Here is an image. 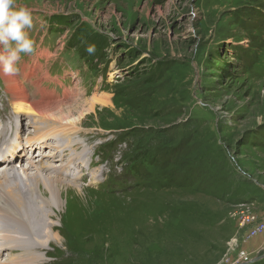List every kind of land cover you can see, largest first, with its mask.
I'll return each mask as SVG.
<instances>
[{"label":"rangeland","instance_id":"rangeland-1","mask_svg":"<svg viewBox=\"0 0 264 264\" xmlns=\"http://www.w3.org/2000/svg\"><path fill=\"white\" fill-rule=\"evenodd\" d=\"M15 3L32 8L35 18L32 27L25 31L39 42L41 53L30 56V62L49 59L45 61L49 70L61 61L60 52L67 46L75 47L69 49L73 53L78 51L70 38L72 32L88 27L89 23L94 26V32L102 37L98 40L103 50L96 57L100 73L91 77L92 65L86 56L84 66L92 81L93 96H107V102H98L92 111L88 112L85 105L91 103L78 108L86 113L81 119L82 131L71 138L75 145H70L64 134H57L55 154L63 153L66 163L71 159L79 166L75 178L63 179L79 183L85 194L81 196L75 186L56 182L64 200V210H57L60 215L56 211L50 214L56 221L57 237H53L46 250L39 247L30 250L22 263L232 264L237 261L239 251L244 250L249 260L261 256L260 264H264V232L248 237L250 225H241L242 217L248 214L264 222L258 213L262 203L260 212L264 216V77H258L254 71L264 70V0H15ZM52 15L56 21L60 16L68 18L72 24L58 26ZM75 42L81 48L87 47L86 41L75 39ZM92 52L90 47L89 53ZM79 76L86 79L83 71ZM0 77L4 90L1 101L11 85L2 73ZM118 77L127 96L116 102L106 85L117 83ZM20 79L29 99L40 102L42 98L30 97L31 84ZM37 82L32 83L35 88ZM51 86L60 93L71 91L66 85ZM80 87L85 88L82 84ZM10 92L25 137L32 133L30 127L44 121L34 117L29 126H24L26 117L32 116L27 106L18 103L13 91ZM131 93L138 98L145 95L138 107L130 102ZM56 101L68 99L52 102ZM137 122L149 125L147 136H142L144 142H149L145 146L149 144L163 153L173 150L176 154L184 144L170 166L175 171L173 176L180 174L182 178L176 177L168 190L156 189L163 178L159 184L153 181L146 187H134L141 172L137 165L140 161L130 166L125 161L126 152L134 149L129 155H136L141 133L133 130L134 137L128 138L122 134L133 129ZM13 130L21 131L15 126H4L1 137ZM109 141L114 145H109ZM76 147L79 154L72 155ZM141 147L143 156L144 146ZM82 152H85L84 165ZM26 156L20 159L23 161ZM41 157L34 165L42 170L32 168L27 160L13 164L17 163L19 169H30L31 175L36 172L55 175V164L49 156ZM154 157L153 162L143 167L160 168L162 165ZM91 161L97 164L93 171H88ZM74 165L69 163L68 167L77 168ZM190 166L193 169L190 174L179 173ZM0 170L2 173L1 167ZM6 170L5 177L0 175L1 179L9 177L1 180L8 182L3 186L17 181L9 176L13 171ZM98 172L102 176L96 179L94 174ZM112 181L126 184L120 187ZM41 184L39 191L27 190L28 201L35 199L36 205L42 204L45 192ZM99 186L102 187L96 188ZM44 211L50 213L51 208ZM7 215L13 217L15 212ZM235 240L240 244L233 250ZM21 253V249L15 251V255ZM11 255L10 249L4 250L0 264H8Z\"/></svg>","mask_w":264,"mask_h":264},{"label":"bare ground","instance_id":"bare-ground-1","mask_svg":"<svg viewBox=\"0 0 264 264\" xmlns=\"http://www.w3.org/2000/svg\"><path fill=\"white\" fill-rule=\"evenodd\" d=\"M0 72L6 77L8 83L11 85L9 87V92L11 90L13 91L18 103L27 106L28 113L31 116L40 118L44 121L42 124L34 126L33 128L35 129V132H32L31 134L28 133L26 139H23L24 135L20 130H16L19 141L14 143L12 148L5 150L0 154V167L3 169V172L0 175L5 177V175L8 174L6 169H10L13 171L14 177L17 179L15 183H9V186H3L8 185V182L1 180H8L9 177L6 179H1L0 177V220L4 223V228L0 232V254L6 249H10L12 258H10L11 261L8 264H23L24 262L22 263V261L26 253L30 250H35L34 248L36 247L46 250L47 247L50 246L53 237H57V234L55 233L56 221H54L53 216L50 214L52 211L57 212V210L62 212L64 210V200L59 192V187H56V182L60 181L64 184L75 186L81 196H84L85 194L79 183H72L63 179L75 178L79 166L78 163L71 159L66 163L63 153L62 155L55 154L57 134H64L65 138L69 141V144L75 145L71 142V138L82 131L81 119L85 112V110L78 111V108L84 103H91L85 105L88 106V112L92 111L96 108L95 106H97L96 104L98 102H107V96L104 94H95L91 98L88 97L81 100H74L71 98L68 101L52 102L53 99L55 100L57 98H54L52 96L53 94H49L46 89L41 90L43 84L38 81L35 85L36 88L41 91L42 99L40 102L32 101L29 99L23 81L20 80L18 76L5 75L2 67ZM27 77H31V75H27ZM33 82L34 80L32 83ZM14 131L15 130L4 134L1 139L11 140ZM25 140L27 141L26 145L23 143ZM38 145V149L47 152L45 154L41 153V156H49L50 160L55 164L53 168L54 174L61 177H56L53 174L41 175L40 172H36V174L33 175L30 174L29 176L27 169H18L15 165L16 163L13 164V162L16 161H22V159H20L22 158V155H27V153H22L23 151L26 152L29 149H37ZM78 148L79 147H76V149L73 150L72 155L79 154L76 151ZM69 163H74L77 168H69ZM30 164L31 167L36 166L32 160L30 161ZM10 165H12L11 168H9ZM36 168L39 170L41 169L38 166H36ZM94 175L96 176V179H98L99 176H102L99 172ZM39 183H43L45 192H42V204L38 202V205H36L35 203L37 200L32 198L31 201H28L27 197L30 196L27 195V190H32L33 192L39 191ZM43 186L41 184V188ZM44 208H51L50 213L45 212ZM11 211H14L15 215L10 218L9 221H4L3 216ZM23 211L31 214V217H29L27 213H23ZM57 214L60 215L58 212ZM45 217L50 222H48ZM17 249H21L22 253L15 255Z\"/></svg>","mask_w":264,"mask_h":264},{"label":"trees","instance_id":"trees-1","mask_svg":"<svg viewBox=\"0 0 264 264\" xmlns=\"http://www.w3.org/2000/svg\"><path fill=\"white\" fill-rule=\"evenodd\" d=\"M53 20L56 21L53 17ZM74 20V19H73ZM56 23L62 24V25H69L72 24L71 21L68 18L65 17H58ZM81 31V33L79 32ZM81 34V36H80ZM101 39V35L98 34V32H94V26L89 23L88 27L86 28H82L80 27V29H77L75 31V33L72 36V40L74 41L73 44H76V46H78V53L81 56V58L85 61V56L88 58L89 62L92 65V68L90 69L91 72V76H93L94 73H100V71L98 70L97 66H96V57H100V54L103 50V46L99 44V40ZM75 39H79L81 41H86L87 47L85 48H81L79 46V44L77 42H75ZM90 47L93 48V52L90 54L89 50ZM95 53V54H94ZM160 69V68H158ZM257 73V76H261L264 77V70L260 72V70L255 69L254 70ZM161 74V70L157 71V75ZM127 75V74H126ZM126 77V76H125ZM124 77V78H125ZM118 82L112 85L107 84L106 86L109 88L107 91L112 92L114 95V101H119L122 97H126L127 96V92L125 91V87L122 86L123 83H120V77H118ZM125 80V79H124ZM111 88H110V87ZM145 98V95H141L139 98L137 97L136 93H131V97H130V102L133 104L134 107H138L140 100ZM148 124H140L139 122L135 123L132 128L133 129H128L127 131L125 129H123V131H126V133L122 134L123 138H128L129 136L134 137V133H132V131H137L141 133V139L138 140L137 142V153L136 155L132 156L129 155L130 151H133L134 149L129 148V151L126 152L128 153V156L126 157V160L130 166H132L133 164L135 165L138 161H140L137 165L138 167L141 168V172L139 175V180L136 182V184L134 185L135 189L136 188H140V187H146L147 185L151 184L153 181H155V183L159 184L160 180H161V184L156 187V189H159L161 191H165L168 190L172 183L173 180L181 177L180 174H175L176 176L174 177L173 174L175 171H173V168H171L170 166L172 165V161L174 159V157L179 153L180 147L183 148L184 144H182L179 147V150L176 152L173 150H168L167 152H160L159 149H157L156 147H153L151 145H144L147 142H144L142 140V136L145 135L147 136V131H148ZM143 147V156L142 153L140 152L142 147ZM186 147V146H185ZM152 156H155L154 158H158V162L159 164H161L162 166H160V168H155V169H148L143 167V165H147L149 163V161H152ZM184 157V155L182 156ZM183 165V164H182ZM192 166L187 167V168H182L183 170L179 171V173L182 172H186L188 174H190L192 172L193 169H190ZM182 178V177H181ZM114 185H118L120 187H122L123 185H125L126 183L123 181L122 183H119L118 181H112ZM141 182L143 184H141ZM147 184V185H145ZM106 185V184H105ZM104 186V185H103ZM102 187V186H101ZM168 187V188H167ZM167 188V189H165ZM259 264V263H257Z\"/></svg>","mask_w":264,"mask_h":264},{"label":"clouds","instance_id":"clouds-1","mask_svg":"<svg viewBox=\"0 0 264 264\" xmlns=\"http://www.w3.org/2000/svg\"><path fill=\"white\" fill-rule=\"evenodd\" d=\"M21 5L23 4L21 3ZM29 9L32 10V8L25 6L17 8L15 6V0H0V46H2V48H0V67H2L5 75L18 74L19 69L16 67V65L21 59L20 54H31L35 50L34 42L29 38L27 32L25 31L26 28L32 27V17ZM67 49H75V47L67 46ZM82 85L87 86V83H83ZM88 97L91 96L80 94L78 92H72L66 96H58L55 98H66L68 100L73 98L74 100H81ZM110 142L111 141H109L108 144L113 146L114 143L110 144ZM33 152V154H36V149H33ZM84 164L85 162L83 165ZM96 164L97 163L91 161L88 164V170L93 171ZM11 166L12 165H10L9 168H11ZM16 166L18 168V165ZM117 166H119V163ZM30 173L31 172H29V174ZM100 187L101 186L96 188Z\"/></svg>","mask_w":264,"mask_h":264},{"label":"built area","instance_id":"built-area-1","mask_svg":"<svg viewBox=\"0 0 264 264\" xmlns=\"http://www.w3.org/2000/svg\"><path fill=\"white\" fill-rule=\"evenodd\" d=\"M247 224L250 225V229L248 230V237H254L264 232V222L259 221L257 216L254 214H248L242 217L241 225L245 227ZM239 244L240 243L237 241L233 250L238 248ZM249 259L250 258L248 257L246 252L244 250H240L237 261L232 264H239L242 261L249 262Z\"/></svg>","mask_w":264,"mask_h":264},{"label":"crops","instance_id":"crops-1","mask_svg":"<svg viewBox=\"0 0 264 264\" xmlns=\"http://www.w3.org/2000/svg\"><path fill=\"white\" fill-rule=\"evenodd\" d=\"M262 206H263V204L262 203H260V208L262 209ZM260 208L258 209L259 210V215H260V217H261V219L262 218H264V216L262 215V213L260 212L261 210H260ZM263 214H264V212H263ZM261 257V256H260ZM260 257H257L256 259H253V261L252 260H250L249 262H245V264H257V263H259L260 264V262H261V260H263V258L261 259ZM262 257H264V255L262 256ZM252 262V263H251ZM254 262V263H253ZM262 264V263H261Z\"/></svg>","mask_w":264,"mask_h":264},{"label":"water","instance_id":"water-1","mask_svg":"<svg viewBox=\"0 0 264 264\" xmlns=\"http://www.w3.org/2000/svg\"><path fill=\"white\" fill-rule=\"evenodd\" d=\"M261 258V257H260Z\"/></svg>","mask_w":264,"mask_h":264}]
</instances>
